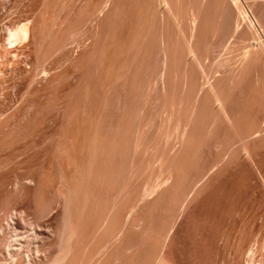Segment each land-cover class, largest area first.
Masks as SVG:
<instances>
[{"label": "rangeland", "instance_id": "1", "mask_svg": "<svg viewBox=\"0 0 264 264\" xmlns=\"http://www.w3.org/2000/svg\"><path fill=\"white\" fill-rule=\"evenodd\" d=\"M0 264H264V0H0Z\"/></svg>", "mask_w": 264, "mask_h": 264}, {"label": "bare ground", "instance_id": "2", "mask_svg": "<svg viewBox=\"0 0 264 264\" xmlns=\"http://www.w3.org/2000/svg\"><path fill=\"white\" fill-rule=\"evenodd\" d=\"M22 29H23V28H22ZM24 32H25V35L28 34V29H27V27L24 28Z\"/></svg>", "mask_w": 264, "mask_h": 264}]
</instances>
